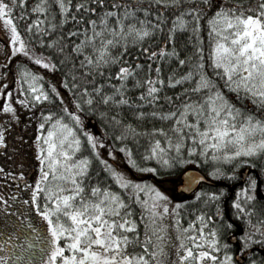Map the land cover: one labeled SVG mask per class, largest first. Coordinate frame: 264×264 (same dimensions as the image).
Here are the masks:
<instances>
[{
  "label": "snow or ice",
  "instance_id": "snow-or-ice-1",
  "mask_svg": "<svg viewBox=\"0 0 264 264\" xmlns=\"http://www.w3.org/2000/svg\"><path fill=\"white\" fill-rule=\"evenodd\" d=\"M19 3L24 6L25 0ZM54 3L60 14L58 23L48 22L47 13L52 6L49 0H39L31 12L42 16L27 24V31L31 33L35 27L36 33L43 36L74 22L76 26L66 35L76 41L69 39L65 45L64 37L58 35L47 41L37 39V43H47L64 57L61 64L71 65V89H78L86 97L82 102L89 106V111L97 96L103 105L111 103L117 108V114L111 117L120 129L117 141L148 137L150 146L145 149L143 161L155 160L162 168H170L177 161L188 163L182 158L186 147L190 156L196 154L201 158L194 163L203 160L217 165L208 176L235 178V169L226 172L220 165L255 168L252 161L264 157V0H77L75 4L73 0H54ZM15 6L16 0H11V4L0 0V19L10 31L11 49L5 59L22 53L35 65L56 69L58 65L50 56L37 52L25 41L12 15ZM25 15L21 13L22 17ZM52 20H56L55 14ZM201 20L207 25L210 44L207 64ZM184 31L193 33L196 42L194 52L181 58L176 35ZM157 34L164 36L159 47L155 50L145 47ZM130 46L138 47L148 62L141 64L137 56L133 67L125 60ZM66 47L71 51L66 53ZM172 60L178 66L187 64L188 70L181 75L170 72L165 80L161 64ZM113 66L118 68L114 75L120 82L112 84L113 73L109 71L108 79L96 84L95 76L104 77L105 69ZM90 76L93 79L89 80ZM15 82L16 88L25 94L24 99L15 97L20 105L35 107L56 97L71 122L53 111H41L35 136L38 176L31 185L25 182L29 196L23 203L31 205V210L45 223L38 228L25 215L27 223L15 224L11 232L5 225L0 231V264H245V259L247 264H264V200L257 196L255 177H248L232 201L234 215L245 223L242 234L233 238V243H240L234 252L232 244L221 241L223 232L235 231L231 221L216 224L213 216L201 211L183 226L178 212L181 204L170 210V200L164 191L155 184L131 179L116 163L113 144L84 127L82 116L69 111L57 85L49 82L42 71L33 70L27 63L18 64ZM186 83L191 86L182 87L174 97H163L170 105L163 110L158 101L165 84L175 87ZM63 84L69 88L68 75L64 76ZM105 85L113 91L104 92ZM131 88L143 89L138 93L142 103H135L127 95ZM0 97H7L0 103V112L18 120L14 92L6 84L0 85ZM245 100L255 110L242 106ZM74 103L80 109L81 101ZM145 105L154 110L134 111L137 120L151 117L162 123L170 121L168 127L139 128L121 118L124 106L141 109ZM5 135V128L0 126V145L5 144ZM102 147L106 148L103 154ZM171 150H175V156ZM120 151L125 153L127 163L138 170L157 171V167L139 168L133 149L127 144H121ZM94 161L106 173L103 182L99 173L92 182ZM197 180L203 181L205 176L191 175L189 186ZM202 195L207 197L204 201L207 206L218 201L223 190L196 193L197 198ZM0 201H4L7 213L3 194ZM134 204L141 208L138 219L134 218ZM168 215L175 221L172 227L178 244L168 234L169 225L164 223ZM215 215H223L219 203ZM140 223H143L142 237ZM211 224L216 226L205 231ZM18 233L24 235L27 247L16 243ZM169 241L171 249L166 246ZM173 252L174 260L169 259Z\"/></svg>",
  "mask_w": 264,
  "mask_h": 264
},
{
  "label": "trees",
  "instance_id": "trees-1",
  "mask_svg": "<svg viewBox=\"0 0 264 264\" xmlns=\"http://www.w3.org/2000/svg\"><path fill=\"white\" fill-rule=\"evenodd\" d=\"M6 2L11 4V0H6ZM38 2L39 0H25V5L21 6L19 0H16V6L13 9L12 15L18 29L24 35L25 41L29 44V46L34 47L37 52L43 53L46 56H50L52 58V61L56 63L58 67L56 69H44L43 66L35 65L34 61H31L22 53H18L11 59H5V56L10 53H6L8 49L7 47L9 46H7V44H5L4 42V40H6L4 34L5 32H9V30L4 27V22L2 19H0V54L6 53L0 56V85L6 84L7 88L11 89L14 92V104L16 103L15 97H21L22 99L25 98L24 92L19 91L16 88L15 78L17 74V65L27 63L28 66L33 70L42 71L49 82L57 85L58 91L62 96L65 97V103L68 105L69 111H77V113L82 116L84 127L88 131L92 132L93 135L97 137L105 139L108 143L113 144L116 163L130 176L131 179L138 182H148L151 184H155L158 188H160L161 191H164L170 200V210L177 203L181 204V208L178 210V212L181 216V222L183 226L186 227L189 221L195 219V216L201 211L205 212L209 216H213L216 224L223 223L225 220L231 221L235 225V231H232L231 233H229L228 231L223 232V234L221 235V241H227L229 244H232V250L235 252L240 247V243H233L232 237H236L237 235L242 234L245 223L242 219H237V217L234 215L235 209L232 201L236 199L237 190L244 187L249 176H253L257 179V196L260 200H264V195H261V193H264V171H262V167H264V157H262L260 161H252V163L256 165L255 168H253L251 165H241L238 168L235 164H232L230 166L226 164L220 165L226 172H231L235 169V178H228L227 176L213 178L208 176V173L211 172L212 168L217 165L211 161L205 162L203 160H201V163H194L193 161L201 158H199L196 154L190 156L186 151V147L183 150L182 158L184 160H187L188 163L182 164L177 161L170 168H162L157 166V162L155 160L143 161L142 157L145 154V149L149 148L150 146L148 137L141 136L138 141H133L131 137L124 141H117L116 136L120 134V129L111 121V117L117 114V108L111 103L107 106L103 105L100 102V97L97 96L96 103L91 106L92 110L89 111V106L82 102L86 99V97L82 96L79 93L78 89H71L72 80L71 74L69 72L71 65L61 64V60H63L64 57L57 53L54 48H50L47 43L44 45H40L37 43V39L42 38L47 41L48 39H55L58 35L64 37L63 43L65 45H67L69 39L76 41L75 37L68 38L66 35L67 31L76 26L74 25V22H69L67 25H64L63 28L58 26L57 29L46 32L43 36L36 33L35 27L33 28L31 33L27 31V24L31 23L32 20L37 16H42V14L40 13L31 12V8ZM49 2L52 6L47 13L48 22L58 23L60 14L57 12L54 0H49ZM76 2L77 0H73V4H75ZM22 12L26 14L24 17L21 16ZM53 14L56 15L55 21L52 20ZM208 14L210 15L211 12H209ZM201 24L203 25V27L200 34L204 37L202 46L204 48L205 64H207L210 44L207 36V25L205 24L204 20H201ZM163 39L164 36L157 34V36H154L151 41L145 43V47H151L152 50H155L156 47H159ZM195 42L196 37L190 31L177 33L176 46L180 50L181 58H184L186 55L194 52ZM169 47H171V45H169ZM70 51L71 49L66 47V53ZM128 53L129 55H126L124 59L131 63L133 67L135 66V58L137 56L140 57L139 62L141 64H146L148 62L144 58V55L139 52L138 47L130 46L128 49ZM154 66L155 65L153 64V67ZM161 67L162 75L164 76L165 80L167 79V76L170 72H175L177 75H181L188 70L187 64L184 66H178L175 60H172L171 62H162ZM117 70L118 68L116 66H113L111 69L106 68L104 77H101L99 75L95 76L96 84L104 83V81L108 79L107 73L109 71L113 73L112 84H118L120 81L114 75ZM208 71L211 75V70L208 69ZM65 75H68L69 88H65L63 84V78ZM140 75H143V73H140ZM88 78L89 80L93 79V77L91 76ZM128 83L129 85H131L133 81L130 79ZM92 86L93 85H89V87ZM190 86L191 85L188 83L184 85H177L175 87L165 84L164 88L159 94L161 96V100L158 101V104L162 106L163 110H168L170 108V105L165 100H163V97L165 95L174 97V94L180 92L182 87ZM45 87L47 88L48 85L45 84ZM142 90V88H131L128 91L127 95L130 96L133 101H135V103H142L138 99V93ZM111 91H113V89L105 85L104 92ZM5 99H7V97H0V103H2V101ZM75 100L81 101L80 109L76 108V105L74 103ZM242 106H246L250 110H255L248 100L243 101ZM62 107L63 106L61 105L60 100L56 97H53V100L51 102H40L37 103L35 107L23 106L21 109L23 113H20V109L17 107L15 115L19 118L18 120L11 119V114H4L0 112V126H3L6 132L5 144L0 145V194H3L5 196V200L7 201V208L9 205V211L5 213L4 201H0V231L4 229V226H2V224H5L4 222H6L7 230L9 232L13 230L15 224H26L27 221L24 218L25 215L29 217V219L35 226H38V228L43 227V224L45 222L41 221L38 218L34 210H28L24 208L22 209L21 207H17V205L19 204H24L22 203V198L23 194H25V191L21 190V188L15 185L14 181L15 178H17L15 177V174H17L15 171L24 172L23 176L18 173V176L22 177L24 182H26L27 178L35 174L36 171L38 172L39 162L36 159L37 154L35 149V136L38 132V123L42 119L40 113L41 111L50 110L55 112L57 115L64 116L66 122H71V117H68L67 114L62 111ZM152 110H154L152 107L145 105L141 109L124 106L120 111H122L123 113V116L121 118L125 123L131 122L139 128L151 129L152 127H168V124L171 123L170 121L162 123L159 119H154L151 117L145 118L144 120H137V118H135L133 115L134 111L149 112ZM101 112L106 113V115L101 116ZM121 144H127L133 149L135 159L139 168L142 169L145 167H157V171H140L138 170V168L128 164L125 158V153L120 151ZM101 152L102 154L105 153L106 148L102 147ZM85 154H87V152H85ZM171 154L175 156V150H171ZM108 159L110 160V162L112 161V158ZM8 160L9 163L6 164L5 162ZM191 168L201 171L206 176L208 181L201 183L199 187L190 195L178 193L177 186L181 181L182 173L185 170ZM246 170H249V173L245 177L244 172ZM97 173H99V179L103 182L106 173L102 170L99 162L94 161L92 167V182H95V180L97 179ZM108 183H111V181H108ZM221 190H223V195L220 196L219 200L216 202H210L207 206L204 205V201L207 199L206 196L202 195L199 198L196 197V193L201 191L206 193L209 191L220 192ZM17 192H19L18 196L16 195ZM217 203H219L220 210L223 214L222 217L215 215ZM133 209L134 218L138 219L141 208L139 205L134 204ZM36 223H39L40 225ZM164 223L169 225V228L167 230L168 234L172 236V240L175 241L176 244H178L179 241L176 239L175 229L172 227V225L175 223L172 215L166 216L164 219ZM216 224L209 225V228H206L205 231H208L210 227L216 226ZM28 231L30 232L31 230ZM140 232L142 237L143 223H140ZM16 243H23L25 245L26 241L24 240L23 234L18 233V239L16 240ZM171 245L172 241H169L168 245L166 246L171 249ZM129 250L132 251L133 249L130 248ZM135 250L138 251L139 248ZM174 257L176 258L173 252V255H171L169 258L174 260ZM245 264H247L246 259Z\"/></svg>",
  "mask_w": 264,
  "mask_h": 264
},
{
  "label": "rangeland",
  "instance_id": "rangeland-1",
  "mask_svg": "<svg viewBox=\"0 0 264 264\" xmlns=\"http://www.w3.org/2000/svg\"><path fill=\"white\" fill-rule=\"evenodd\" d=\"M8 30V29H7ZM4 37H5V39L6 40H4V42H5V44H7V46H9V47H7L8 49H7V52L6 53H10V49H11V43H10V31L9 32H5V34H4ZM6 53H2V54H0V56H2V55H4V54H6ZM19 99H22L21 97H19ZM15 106H16V109H17V107L20 109V113H23L22 111H21V109H22V107H23V105H20L19 104V100L18 99H16V103H15ZM6 164H8L9 163V160L8 161H6L5 162ZM36 170V169H35ZM17 174H15V177H17V178H15V181H14V183H15V185H17L19 188H21V190H24L25 191V194H26V196H25V194H23V198H22V203L25 201V200H27L28 199V196H29V189H27V188H25L24 187V184H25V182H24V180H23V178L22 177H20V176H18L20 173H24V172H22V171H15ZM19 173V174H18ZM26 173V172H25ZM38 176V172L36 171L35 172V174H33L31 177H29V178H27V180H26V182H28L30 185L32 184V182L35 180V178ZM21 179V180H20ZM20 181V182H19ZM31 207V205H29V204H19V205H17V207L19 208V207H21L22 209L24 208V209H31L30 207ZM8 209H9V205H8ZM5 224H2V226H5L6 225V222H4ZM175 258V257H174ZM169 259H171V258H169ZM176 259V258H175Z\"/></svg>",
  "mask_w": 264,
  "mask_h": 264
},
{
  "label": "water",
  "instance_id": "water-1",
  "mask_svg": "<svg viewBox=\"0 0 264 264\" xmlns=\"http://www.w3.org/2000/svg\"><path fill=\"white\" fill-rule=\"evenodd\" d=\"M249 173V170H246L244 172V176L246 177ZM191 175H197V176H205L201 171L197 170V169H187L185 170L182 175H181V181L177 186V192L178 193H184L185 195H190L192 192H194L201 183L207 182L208 179L205 176V180L203 181H199L197 180L195 183H192L189 186V179ZM235 237H232V240Z\"/></svg>",
  "mask_w": 264,
  "mask_h": 264
},
{
  "label": "flooded vegetation",
  "instance_id": "flooded-vegetation-1",
  "mask_svg": "<svg viewBox=\"0 0 264 264\" xmlns=\"http://www.w3.org/2000/svg\"><path fill=\"white\" fill-rule=\"evenodd\" d=\"M36 224H38V225H40L39 223H36ZM36 227H38V226H36ZM25 247H27V242L25 243V245H24Z\"/></svg>",
  "mask_w": 264,
  "mask_h": 264
}]
</instances>
